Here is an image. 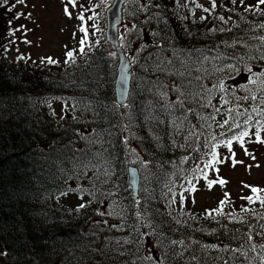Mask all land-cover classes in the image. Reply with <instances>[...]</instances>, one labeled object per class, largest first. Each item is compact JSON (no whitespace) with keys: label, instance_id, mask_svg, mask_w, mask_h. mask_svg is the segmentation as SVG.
<instances>
[{"label":"trees","instance_id":"trees-1","mask_svg":"<svg viewBox=\"0 0 264 264\" xmlns=\"http://www.w3.org/2000/svg\"><path fill=\"white\" fill-rule=\"evenodd\" d=\"M7 3L0 0V12ZM96 4L84 11L85 44H77L67 63L66 57L57 63L12 61L5 58L7 41L0 44V264H259L260 249L248 252L247 260L241 253L264 243L258 234L264 207L242 212L218 205L182 219L170 200L188 177L200 176L199 163L212 157L213 146L243 130L264 133V116L245 102L251 123L231 136L187 143L185 150L179 136L193 134L197 119L210 113L203 103L210 70L230 69L239 60L236 74L226 71V79L240 78L248 68L264 71L258 59L264 11H246L238 0H216L210 13L203 9L211 8V0H128L121 44L133 77L121 108L118 58L105 38L106 9L100 5L98 20L87 24ZM146 43L151 46L144 50ZM162 59L172 63L158 65ZM54 104L71 107L73 121L59 125ZM135 158L137 197L128 175ZM71 193L89 199L81 202L84 208L64 204Z\"/></svg>","mask_w":264,"mask_h":264},{"label":"rangeland","instance_id":"rangeland-1","mask_svg":"<svg viewBox=\"0 0 264 264\" xmlns=\"http://www.w3.org/2000/svg\"><path fill=\"white\" fill-rule=\"evenodd\" d=\"M95 1L97 4L91 11V16L94 19L89 20L87 18L88 25L94 24L98 20L96 15L100 12L98 10L101 9L100 5L107 9L114 0H76L77 6L75 8L71 4L67 5L72 13L71 17L64 13L66 0H25L24 4H18L17 0H9L8 4L5 0L7 3V5H3L5 11L0 12V44L7 41L4 45L5 54H7L5 58L12 61L23 58L26 63L35 61L48 63L49 59L55 63H57L56 61L63 62L66 52L75 51L80 41V28L83 25L82 21L77 19V14L84 10L80 6L84 5L87 8L91 4L93 7ZM11 4L15 5L16 15L23 14L19 19L15 18V12H11V15L4 19V15L9 12L7 7H10ZM244 5L245 7L257 6L255 10L258 11L264 9V5H258V0H244ZM12 16L13 24L9 25L8 19H12ZM21 26H23L21 31H15L21 29ZM10 32H14V34L8 35ZM119 34L122 37L124 29H121ZM25 41L29 43H25ZM1 46L0 51L3 49ZM226 71L229 72V68L226 70L213 69L208 72L211 90L206 92L203 103L210 113L204 119H197L199 122L195 126L193 134L189 136L186 134L184 137V131L179 133L183 139L181 144L183 150L186 149L187 143H194L198 140L206 142L207 139L214 141L220 137L227 138L231 136L230 132L239 128L237 125L250 124V114L247 112L248 109H243L242 103L252 102L253 105L249 110L258 113V115L264 114V98H258L259 95L264 97V74H262L264 71L261 74L260 71H253L254 74L259 73L261 75L259 78L252 75L251 80L254 82H249L248 69L243 70L240 78L235 77L233 79H226ZM221 85L225 87L229 85V88L222 90ZM255 99H259V102L255 103ZM53 112L59 125L69 124L73 121L69 106L54 104ZM257 132L260 135V130ZM239 133L234 134V136L239 135ZM256 133H249V136L244 138V148L240 147L238 141L233 144L234 158L225 146L226 143H223L224 140L220 142V146L213 149L217 152L219 163L211 168H206L205 164L211 160V156L208 155L205 160L199 163L200 176L194 174L184 182L185 188L194 187L196 190L187 193L184 188L175 193V198L170 200V208L177 217L184 219L187 214H192L193 211L194 213H201L205 209H212L218 205L228 208L235 207L242 212H249L250 209L256 207L259 209L264 207V204L261 203L264 201V144L255 141ZM260 139L264 140V137ZM244 149H247L248 154H245ZM131 164L137 166L138 159H133ZM212 180L216 182L209 189L207 184L208 181ZM220 180L225 181V183L221 185ZM252 187H256L259 191L253 193ZM181 193L185 196L182 203L180 201ZM248 196L252 197L251 202L247 200ZM88 200L81 199L77 194L71 193L65 197L64 204L71 208H79L81 202ZM221 201L224 203L221 204ZM258 211L260 213V210ZM78 214L74 213L72 216L77 217ZM150 226H153L152 222ZM0 255H3L1 241Z\"/></svg>","mask_w":264,"mask_h":264},{"label":"snow or ice","instance_id":"snow-or-ice-1","mask_svg":"<svg viewBox=\"0 0 264 264\" xmlns=\"http://www.w3.org/2000/svg\"><path fill=\"white\" fill-rule=\"evenodd\" d=\"M243 2H244V0H240V3H241V4H243ZM17 3H18V4H24V3H25V0H17ZM231 3H232L233 5H236V4H237V0H231ZM68 4H71L72 7L75 8V7L77 6V2H76V0H66V4H65V8H64V13H65V15L71 17L72 13L69 11V9H68V7H67ZM258 5H264V0H258ZM12 7H15V5H13ZM12 7L8 8L7 10H8V11H12ZM80 7H81L82 9H84V10H82L81 12H79V13L77 14V19H79L80 21H84V20H85V14H84V11H86V10H91V4H89V5L87 6V8H85L84 5H81ZM145 7H148V5H145ZM197 7H200V5H197ZM216 7H217L216 0H211V8H204L203 11L206 12V13H210V12H211L212 10H214ZM255 7H257V6H249V7H246L245 10H246V11H251V10H252L253 8H255ZM261 11H264V9H261ZM21 15H23V14H17L15 18H16V19H19ZM29 15H30V14H29ZM217 18H218L220 21H223V22H225V23H227L228 20H231V16H229V17L227 18V20H226L225 17H223V16H219V17H217ZM88 19H89V20H92V19H94V17L89 16ZM200 19H201V20H204L205 17H201ZM9 25H11V21H9ZM260 27H261V28H264V24H261ZM22 28H23V26H21V29H16L15 31H21ZM225 30H226V29H224V28L219 29V31H221V32H223V31H225ZM80 32L83 33V37L80 39L79 43H80L81 45H84V44H85V41H86V38H87V36H88V30H87L85 27H81V28H80ZM13 34H14V32H10V33H8V35H13ZM156 35H158V34L155 33V32L152 33V36H153V37H155ZM258 38L262 41V47H264V37H258ZM25 43H29V42H28V41H25ZM149 46H151V45H149V44L146 43V44L144 45V50H146ZM162 47H163V45H161V44H157V45H156V48H157V49H161ZM80 52L83 53V52H84V49L81 48V49H80ZM113 55H114V54H113ZM156 55H159V52H157ZM72 58H73V51H71V50H70V51H67V52H66V60H65V63H67L69 60H72ZM148 58L151 59V54L149 55ZM258 59H260V60H264V52H261V53H260ZM240 62H241V61L238 60V61L236 62V65L232 66V67L229 69V71H230L233 75H235L236 72L238 71ZM48 63H55V61H53L52 59H49V60H48ZM157 63H158V65H162V64H171L172 61H171V60H164V59H162V60L158 61ZM126 67H127V66H126ZM222 67H223V66H222ZM248 73L250 74V75H249V82H254V81L251 80V76H252V75H255V74L253 73V71H252L251 68H248ZM262 74H264V73H262ZM122 83H123V81H122ZM221 89H222V90H227L226 87H225L224 85H221ZM217 111H219V109H217ZM225 123H227V121H225ZM221 127H223V125H221ZM237 127H239V125H237ZM248 136H249V132L245 130V131L240 132L239 135L234 136L233 138L228 139V141H227V143H226L225 146L228 148V150H229V152L232 154V157H233V158L235 157V153L232 152V148H233V140L238 141L239 144H240V147H241V148H244V138H245V137H248ZM255 141H256L257 143H262V144H264V140H261V139H260V135H259L258 132H257L256 135H255ZM213 147H216V146H213ZM244 151H245V154H248L247 149H244ZM219 162H220V161H218V159H217V153H216L215 151H213V152H212L211 160H209V161L205 164V167H206V168H211V167H213L216 163H219ZM233 162L235 163V161H233ZM241 163H242V162H241ZM205 178H206V176H205ZM215 182H216L215 180L208 181L207 187L210 189V188L212 187V185H213ZM189 183H191V182H189ZM219 183H220L221 185H223V184L225 183V181L220 180ZM195 190H196V189H195L194 187L185 188V192H187V193L194 192ZM251 191H252L253 193H256V192L259 191V189H257L256 187H252V188H251ZM225 195H227V193H225ZM184 199H185V196H184L183 193H181V195H180V201H181V203L184 201ZM247 200H248L249 202H251V201H252V197H251V196H248V197H247ZM223 203H224V201H221V204H223ZM261 203L264 204V201H261ZM84 207H85V204H83V203H81V204L79 205V208H81V209L84 208ZM218 214H220V213L218 212ZM98 215H100V216H105L106 213H105V212H98ZM105 223H106V221H105ZM112 227H116V226H115V225H112ZM260 228L262 229V231L259 232L258 234L261 236L262 239H264V224L260 225ZM245 239H246L247 241H251L252 236H251V235H246ZM128 242H129V241H127V240L124 241V243H128ZM172 243H173V244H176L177 241L173 240ZM180 243H183V241H180ZM257 249H260L261 252L264 253V243H252V244H249L248 251H247V252H243V253H241V254H242V255L244 256V258L247 260V259H248V252H255V251H257ZM232 251H234V252H240V249H232ZM120 254L123 255L124 253L121 252ZM225 264H227V261H225ZM259 264H264V255L261 256L260 261H259Z\"/></svg>","mask_w":264,"mask_h":264},{"label":"water","instance_id":"water-1","mask_svg":"<svg viewBox=\"0 0 264 264\" xmlns=\"http://www.w3.org/2000/svg\"><path fill=\"white\" fill-rule=\"evenodd\" d=\"M126 2L127 0L113 1L106 12L107 30L105 33L107 43L118 58V75L115 84V93L117 105L121 108L125 107L128 103L133 77L131 60L121 46L119 38V31L123 27V8ZM227 87L229 88V85ZM128 174L132 189L137 196L140 185L139 170L136 167L130 166Z\"/></svg>","mask_w":264,"mask_h":264},{"label":"bare ground","instance_id":"bare-ground-1","mask_svg":"<svg viewBox=\"0 0 264 264\" xmlns=\"http://www.w3.org/2000/svg\"><path fill=\"white\" fill-rule=\"evenodd\" d=\"M131 83H132V82H131ZM130 185H131V184H130ZM131 187H132V186H131ZM132 190H133V189H132ZM138 191H139V190H138ZM133 193H134V191H133ZM134 194H135V193H134ZM135 196H136V195H135ZM137 196H138V195H137ZM137 196H136V197H137Z\"/></svg>","mask_w":264,"mask_h":264}]
</instances>
